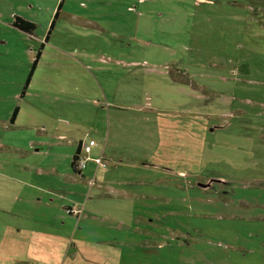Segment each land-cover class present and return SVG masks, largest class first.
<instances>
[{
	"label": "rangeland",
	"instance_id": "374dc122",
	"mask_svg": "<svg viewBox=\"0 0 264 264\" xmlns=\"http://www.w3.org/2000/svg\"><path fill=\"white\" fill-rule=\"evenodd\" d=\"M96 105L124 110L100 181L136 195L80 184L106 219H81L60 264H264V0H0V206L38 183L22 150L47 113L82 139L106 132Z\"/></svg>",
	"mask_w": 264,
	"mask_h": 264
},
{
	"label": "crops",
	"instance_id": "0c3cea01",
	"mask_svg": "<svg viewBox=\"0 0 264 264\" xmlns=\"http://www.w3.org/2000/svg\"><path fill=\"white\" fill-rule=\"evenodd\" d=\"M96 64V62L88 63V67L100 68ZM84 71L87 72L85 69ZM167 84L170 85L169 82ZM127 92H124L123 97H127ZM94 108H97L95 115L99 118L95 124L102 125L103 119L107 121L105 133L104 130L90 128V132L81 139L78 135L79 123L73 122L72 125L69 123L66 125L73 127L71 130L76 131L77 136L72 135L73 133L64 135L62 130L57 128L63 123V118L56 116L55 113L53 115L47 113L46 117L54 124L40 126L41 139L31 142L29 147L22 150L25 157L39 158L40 165L44 164L45 168L39 167L34 160L33 165L36 167L34 173L39 180L38 183L26 180L27 184H25L22 180L15 178L14 180L25 188H19L18 193L9 200L3 201L0 206V211L6 213V217L0 219V264H60L62 259L65 260L71 244L73 243L74 248L77 247L74 238L82 233L83 222L85 226L88 218H99L100 221L106 219L93 214L103 207L101 203L90 205L88 213L84 212L87 203L80 206V200L77 198L80 194L78 192L80 184H87L92 189L96 201H103L114 194L116 196L136 195L100 181L104 177L118 173L122 165L111 171L105 168V171H100L101 168L96 167L93 170L89 162L82 171H76L72 167V158L77 148L81 143L88 141L94 142L90 151L91 158L102 157L106 162L123 160L109 155L106 147L110 130L112 129L114 134L119 131L118 127H112L111 123L119 124L120 114L124 110L114 106H106L107 109H103L96 105ZM111 109L117 110L115 115L120 116H113ZM136 109L138 110L135 111V115L132 113L131 116L139 137V104ZM108 166L107 162L106 168ZM90 180L93 181L92 185L88 184ZM30 205V210L25 212ZM68 209L72 210L66 215L64 211ZM73 211H79V214H74ZM82 212L84 215L80 217ZM73 215L77 218L76 224H74ZM71 258L73 259L74 256Z\"/></svg>",
	"mask_w": 264,
	"mask_h": 264
},
{
	"label": "built area",
	"instance_id": "2783aa9c",
	"mask_svg": "<svg viewBox=\"0 0 264 264\" xmlns=\"http://www.w3.org/2000/svg\"><path fill=\"white\" fill-rule=\"evenodd\" d=\"M94 145L93 141L81 143L78 154L75 157L74 167L76 171H82L86 168L88 162H93L96 168H106L107 162L102 157L91 158L90 151ZM89 185L93 184V181H88ZM72 209L66 210L67 213H71ZM74 214H78V211H73Z\"/></svg>",
	"mask_w": 264,
	"mask_h": 264
},
{
	"label": "trees",
	"instance_id": "16d2710c",
	"mask_svg": "<svg viewBox=\"0 0 264 264\" xmlns=\"http://www.w3.org/2000/svg\"><path fill=\"white\" fill-rule=\"evenodd\" d=\"M61 2H62V0H61ZM60 7H61V3L58 5V7H57V10H56V12H55V14H54V18L56 17V15H57V13H58V11L60 10ZM54 20V19H53ZM12 25H13V27H15V28H17V29H19V30H21V31H24V32H27V33H30L31 31H33V30H35V28H36V25L34 24V23H32V22H30V21H27V20H25V19H23V18H20V17H15V19H14V21H13V23H12ZM52 25H53V21L51 22V25H50V27H52ZM39 54V53H38ZM38 56V55H37ZM29 80V79H28ZM17 112V108L13 111V113H12V116H11V118H10V123H12L13 121H14V117H15V115L17 114L16 113ZM80 147V146H79ZM79 147L77 148V150H76V152H75V154L73 155V158H72V167L75 169V167H74V161H75V157H76V155L78 154V151H79Z\"/></svg>",
	"mask_w": 264,
	"mask_h": 264
}]
</instances>
